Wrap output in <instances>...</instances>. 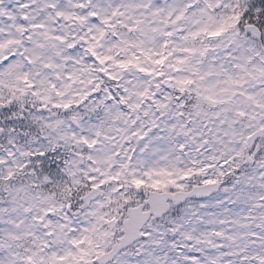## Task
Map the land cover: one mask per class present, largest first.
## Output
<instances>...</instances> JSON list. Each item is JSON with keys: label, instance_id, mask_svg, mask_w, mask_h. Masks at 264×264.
Segmentation results:
<instances>
[{"label": "snow or ice", "instance_id": "6c2138e0", "mask_svg": "<svg viewBox=\"0 0 264 264\" xmlns=\"http://www.w3.org/2000/svg\"><path fill=\"white\" fill-rule=\"evenodd\" d=\"M0 264H264V0H0Z\"/></svg>", "mask_w": 264, "mask_h": 264}]
</instances>
